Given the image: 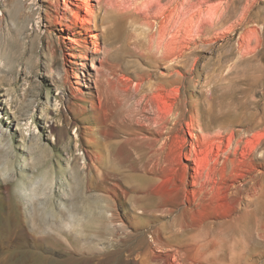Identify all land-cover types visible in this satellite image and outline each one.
Segmentation results:
<instances>
[{"label": "rangeland", "instance_id": "rangeland-1", "mask_svg": "<svg viewBox=\"0 0 264 264\" xmlns=\"http://www.w3.org/2000/svg\"><path fill=\"white\" fill-rule=\"evenodd\" d=\"M20 1L0 0V264H264V235H257L254 217L219 227L231 212L213 196L196 200L182 215L173 189L185 160L175 150L177 156L168 153L170 142L164 157L166 164L172 159L175 173L167 169L166 185L148 191L152 141L144 139L154 128L145 114L163 118L169 108L198 109L213 131L230 128L244 141L237 158L245 154L249 164L261 166L254 147L264 146V0H92L94 32L102 35L94 39L74 29L82 44L88 38L104 48L106 76L92 88L102 95L108 130L102 142L112 151L102 175L75 158L83 151L75 149L77 128L68 124L74 114L60 113L69 90L57 78L65 69L75 82L73 72L81 62L89 65L93 53L73 49L72 34L60 24L63 0ZM71 1L85 17L84 0ZM216 7L224 12L220 27L196 30L199 12ZM107 11L117 17V36L104 34V26L116 28L103 24ZM181 43L188 46L179 57L171 45ZM80 87L73 83L75 92ZM97 102L75 114L81 125L98 123V112L90 110ZM190 116L186 111L177 123L175 141L190 140ZM228 138L222 137L223 148ZM4 166L15 177H7ZM43 175L49 184H37ZM43 187L46 194L28 197Z\"/></svg>", "mask_w": 264, "mask_h": 264}, {"label": "bare ground", "instance_id": "bare-ground-1", "mask_svg": "<svg viewBox=\"0 0 264 264\" xmlns=\"http://www.w3.org/2000/svg\"><path fill=\"white\" fill-rule=\"evenodd\" d=\"M179 1L180 4H184L185 2L187 1L190 2L192 0H169L168 2L178 3ZM206 1L207 0H196L195 3H197L196 5H199L202 3L204 4ZM83 2L85 5V15H86L85 17L84 14H82V7L80 6V4L75 2L73 3L71 0H63V6L61 5L62 8L60 9L59 16L61 20L60 21L61 26L64 25L65 26L64 29L66 31H69L73 36L70 37L71 41L75 45L73 46V49L75 50L77 49L79 55L81 54L82 51L83 53H87V52L93 53L91 57V61L89 63V65L91 66V71L89 70V65L86 62H81L79 68L80 71L77 68V70L73 72V78L75 82L70 81L69 77L66 75V72L64 71L65 69H62L61 71L62 73L58 72L57 78L59 79L61 85L67 87V89L69 90V95L67 97V105H66L67 109H61L60 113L62 114V116L65 117L66 115H69V113L74 114V116H71V118L69 119L68 124H70L74 128L75 127L77 128V132H78L77 134L79 136V140L77 142H79V146L77 147L76 145L75 149L83 151L82 155H76L75 158L78 160L86 159V163L84 164H86L87 167H90L91 170L95 172V174L102 175L105 171L104 162L106 159L108 160L112 156V151L110 149L109 143L102 142V139H105V137L108 135V130L106 129L107 124L106 122H103L101 119V114L105 113V110L99 109L100 105L102 104V95L100 94L99 91L98 92L96 91L95 94L92 88L96 89L97 85L99 88L100 83L103 82V79L105 78L104 76H106L105 70L107 69L103 62L104 61L103 58L100 56V53L104 48L101 46L98 47L96 44L97 42L95 43L93 40L88 38H86L85 44H82V40L78 38V36L82 35L81 32L76 31L74 29V26L77 25L85 29L87 32H90L89 36L94 39H97L99 35H102V33L100 34V32L97 33L94 32V30L95 31L97 30L96 22H95L96 13H95L94 2H92V0H84ZM159 2H157V4ZM20 3L21 5L24 6L26 2L22 0L20 1ZM70 4L75 5V9L72 10V18H68V16L66 15V12L68 13V11L71 8ZM220 9L221 8L216 7V8H210L209 10L207 9L205 11L202 10L201 12H199L200 20L196 22L197 23L196 30H198V28H201V26L206 29H211L212 27H215L216 24L219 25L220 22H223L222 20L221 21L219 20V23H217L218 18L220 19V17H223L224 15L223 10ZM30 11L31 14L32 10ZM52 17H53L52 13L46 14V20L48 19L50 20L52 19ZM115 18L117 17H115L114 14H112L110 11H107L106 17L103 19L105 20L103 21V24L110 21L112 23L114 22L113 27H116ZM67 20L71 22V25L70 23L65 22ZM85 23H87V25ZM116 23L118 25V21H116ZM218 25L216 26L219 28L220 25L219 26ZM104 27L106 30V31L102 30V32L103 31L105 32L104 34L108 32H112L114 33V35L117 36V34H115L117 27L115 29H109V27L106 26ZM192 28H190L189 31H192L191 30ZM182 43L179 46L171 45L173 46V50L179 53L178 55L179 57L183 56V53H185L184 50L187 49L185 47L188 46L187 43H185V45ZM95 61H98L99 65H96ZM177 74L178 73L176 72V75ZM73 83L79 84L81 86L79 91L75 92L73 88ZM158 88L156 86L153 89H158ZM96 98L98 100L97 102L98 109H90V110L92 111V113L98 112V123L94 122L92 124V122H88V124L81 125L80 120L82 119L80 118V120H78L75 114L86 113L88 107L95 108ZM58 100L60 101V99ZM167 110L169 117L164 116L165 118L164 117L162 118L159 117V115L157 114L154 117L153 116L150 117L151 115L147 116V114H145L146 117H144V120L148 122L146 125H150L152 122L154 124V128H152L150 132L148 131L150 136H147L148 135L147 134L146 137L144 138L152 141L149 150L150 152L148 158L149 165L146 170V174L147 176H150L149 178L153 180V184L150 186V189H148V191L152 193L154 189L161 188L162 186L166 185V183L170 180L169 177L171 176L167 177L164 174L167 169L173 171L174 162L172 164L171 162L172 159H171L166 164V159L164 157V150H165V146L167 147V144L170 145L171 143V151H168V153L169 152L175 153L176 151V153H178L179 155L178 157L180 158V160L181 159L182 161L183 159L185 160L184 164L180 162L184 170L183 177L179 180V182L177 181V184H175V187L173 189L176 192V194L173 197L178 199V201L177 200L176 201L178 202L179 206L182 207V215L191 209V206L196 203V200H201V199L205 200L208 197L213 196L217 200H220L222 204L228 206L230 208L229 212H231L229 216L227 215L228 216L227 220H225V222L220 224L219 227L221 226L228 227V226L237 225L240 221H242L246 216L249 215L255 218V222H256L255 227H256L257 235L260 237L263 236L264 235V146H259V143L258 144L256 143L257 145L254 147L255 149L258 148L257 150L259 152V155H256L255 158H257L258 163L261 164V166L256 167L254 164H249L247 158L248 155L245 156L244 154L242 158H237L236 155L238 148H240L239 146L244 141H242L240 137L236 138V132L234 130L230 128L222 127L220 128L221 130L219 129L216 132L213 131L212 130L213 128L210 126L211 123L207 119H203L198 109L189 110V109L169 108ZM186 111L191 112V116L187 124L190 130L189 131L190 140L188 142L186 140H183L182 143H179L177 142L178 139L175 141L173 135L174 132L176 131L177 123L180 122V119L182 118V116ZM172 114H175L173 116L174 118L170 119V115ZM28 130H29L28 128L23 129V132ZM50 130L51 131L54 130V127L50 128ZM97 130H98V137L94 133ZM225 134H229V138H228L229 141L227 147L223 148L222 137H224ZM31 137L35 138L36 140H38L39 138V136L36 134H32ZM174 142L175 143L177 142L179 144H175ZM186 146L189 147L185 150V152L182 155L183 149ZM214 148H216V150ZM176 153L174 154L175 156H177ZM3 173L7 175V177L10 178L15 177V171L8 166H4ZM37 180H38L37 184L40 183L41 185H47L50 183V180L44 175L38 177ZM42 190L43 193L46 194L45 193L46 191H44L45 190L44 187L39 191L37 188H35L30 190L29 193L27 192L28 197L29 196L32 197L37 193H42L41 192ZM207 226L209 227V225ZM188 251H191V249ZM236 263L237 262H235V264Z\"/></svg>", "mask_w": 264, "mask_h": 264}]
</instances>
